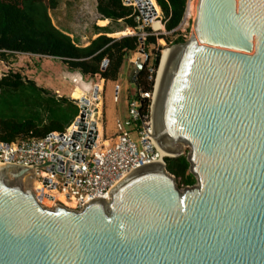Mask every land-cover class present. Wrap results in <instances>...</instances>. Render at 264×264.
Wrapping results in <instances>:
<instances>
[{
  "label": "water",
  "instance_id": "1",
  "mask_svg": "<svg viewBox=\"0 0 264 264\" xmlns=\"http://www.w3.org/2000/svg\"><path fill=\"white\" fill-rule=\"evenodd\" d=\"M197 7L152 108L155 140L168 157L190 150L197 183L181 191L150 163L74 210L38 201L36 167L0 164V264H264V0Z\"/></svg>",
  "mask_w": 264,
  "mask_h": 264
},
{
  "label": "trees",
  "instance_id": "2",
  "mask_svg": "<svg viewBox=\"0 0 264 264\" xmlns=\"http://www.w3.org/2000/svg\"><path fill=\"white\" fill-rule=\"evenodd\" d=\"M163 13L167 32L177 36L174 44L184 43L178 27L182 23L188 0H155ZM96 12L100 19L111 20L110 25L98 27L101 31L95 39L82 46L69 34L59 29L52 20L50 10L55 9L60 0H0V56L12 54H31L46 56L66 65L71 72L82 75H97L106 80H117L121 67L140 49L138 36L127 35L112 38L113 24H122L119 31L126 27L136 29L134 7L125 6L123 0H96ZM105 23L104 20L100 24ZM147 30H150L148 28ZM127 31L120 33L127 34ZM167 43L172 42L168 35H162ZM157 37L146 38V46L156 45ZM147 49V48H146ZM159 56L155 62L158 65ZM105 67V68H103ZM137 83L144 91L153 88L145 67L138 72ZM145 110V109H144ZM143 110V111H144ZM145 113V112H143ZM147 113V112H146ZM80 115L75 101L67 97H55L47 88L38 86L36 81L19 71L0 77V140L6 142L23 139L41 138L49 132H63ZM186 154L165 157L167 170L176 177L182 187L197 183L196 176L190 171ZM38 190L37 195H39ZM54 190L42 197L46 206L54 204ZM63 204L72 203L61 195L57 196Z\"/></svg>",
  "mask_w": 264,
  "mask_h": 264
},
{
  "label": "built area",
  "instance_id": "3",
  "mask_svg": "<svg viewBox=\"0 0 264 264\" xmlns=\"http://www.w3.org/2000/svg\"><path fill=\"white\" fill-rule=\"evenodd\" d=\"M123 4L134 7L139 26L133 30L140 32V48L145 47V40L150 35L156 36L159 41L163 39L160 36L171 33L166 31L161 14L151 0H123ZM81 7V14L85 17L89 12L88 1L84 0ZM94 16L99 18L98 13ZM155 22L158 23L156 27ZM129 60L135 62L132 58ZM149 80L153 81V88L144 91L136 87L137 95L129 101L130 115L124 121L118 120L115 135L103 130L99 132L96 122V138L91 148H87L91 123L88 122L89 117L82 122L79 115L63 132H49L41 138L12 142L0 140V164L36 167L34 186L40 188L39 195H36L43 206L46 205L42 197L52 190L72 203V207H66L74 210H82L85 202L94 198L109 200L110 190L129 173L157 160L163 163L167 157L159 149L153 133L152 108L157 75ZM146 108L147 113H143ZM95 110L94 117L95 114L100 115V111L97 108ZM57 196L53 198V205L65 206Z\"/></svg>",
  "mask_w": 264,
  "mask_h": 264
},
{
  "label": "rangeland",
  "instance_id": "4",
  "mask_svg": "<svg viewBox=\"0 0 264 264\" xmlns=\"http://www.w3.org/2000/svg\"><path fill=\"white\" fill-rule=\"evenodd\" d=\"M87 1L89 3V2L94 1V0H87ZM188 2H189V0H188ZM81 6L82 5H80V0H60V4L55 9L50 10V14H51L53 22L55 20V23L58 25L59 21H63L64 19H66L70 22H76L77 24H85V19H82L84 17L81 14L82 10H83ZM158 12L161 14V19L163 20V13H162L160 7L158 8ZM88 14H90V13L88 12ZM194 18H195V16L194 17L191 16L189 19H187V21L183 18L184 20H182V23L180 24L179 31L186 37V41L191 36ZM110 23H111V20H109V24H107V25H110ZM157 25H158V23L155 22L154 26L156 27ZM121 26H122V24H120V25L113 24L112 28L115 30V32L108 33V36L112 37V38H121V37L127 36V35H135V36H138V38L140 40L139 30H133V28L126 27L122 31H126L128 29H129V31H127V34H122V33H120L122 31H119ZM151 27H153V26L151 25ZM161 30H162V28H161ZM131 33H133V34H131ZM167 35L169 36V38L172 42L167 43L166 40L163 38V39H159V41L157 42L156 45H150L148 47L145 45L146 53H148L149 58H150L148 61V64L146 66H144L145 69H147V71H148V79H150V77L155 78V75H157V71L159 70L158 68H159L160 61H161V56L163 55V53L166 54L167 52H165V51H167L168 49H170L176 45H179V44L173 43L174 39L177 37L176 35L173 36V35H171V33L170 34L168 33ZM138 53H139V51L137 53L135 52V54L132 57H130L136 63L141 61L138 58ZM158 56H159V58H158L159 62H158V65L155 66V62H156ZM139 57L141 58L142 56H139ZM126 63L128 64V60H127V62L125 61V63L123 64V69H122L123 74L118 79V85L120 87V91H119V96H118L117 103H116V109H114V103L115 102H113V99H111L110 103L103 102V94L100 97V101L94 100L93 108L94 107L97 108L96 104H98L99 102L102 101V104H101L100 110H99L100 115L95 114V118L98 119V121L100 122V124L102 126V130L105 133H108L109 135H115L116 134L117 124L114 127L115 118L119 117V119H118L119 121H124L125 119L128 118V115H130L129 100H131L132 96L137 95L136 93L132 94L134 89L136 90L137 86H138V88H140L139 84L137 83L138 73L136 75L134 73L135 71L136 72L138 71L136 66L128 64V67L126 68V65H127ZM28 66L30 67L31 71L32 70H35V71H42L43 70L44 71V69H47L50 71L51 70L57 71L59 69V67L60 68L63 67V64L61 62L59 63L58 60H55L53 58L46 57V56L42 57L39 55L34 56V57L33 56L23 57L22 54H12V55H8L5 58L0 56V77L10 73L11 71H19L25 76L26 74H24V73H26V69H28ZM151 70H152V72H151ZM31 73L33 75V72H31ZM68 80H70V79H68ZM83 80L86 82V84L91 83L92 86H94V88H95V85H100L103 88V91L105 93V87H104L103 81L106 79L101 78V76L99 74L94 75V76L85 75L83 77ZM52 81H53V88L54 87L62 88L63 82L61 79H59L57 81H55L54 79H47V82H52ZM70 83L72 84L71 88H74V87H72V86H74V84L70 81L69 82L67 81V84H70ZM154 84H155V81H154ZM76 86L72 90V92H70V94H68L69 93L68 89H62V92L66 93V94H63L64 95L63 97H67L70 100H73L72 98L76 99L77 90H78ZM108 90H109V88H107L106 96H108ZM93 91L90 93L91 95L93 94ZM51 93L55 97L60 94V92H58V91L51 92ZM69 95L71 96V98H69ZM73 101H75V100H73ZM75 102L78 106H81L80 98L76 99ZM146 111H147V108L143 112H146ZM149 111H150V108H149ZM106 128H107V130H106ZM187 150H188V148H185L184 154H186ZM189 153H190V150H189ZM176 184L178 185V188L181 191H183L186 188V186L185 187L180 186L177 180H176Z\"/></svg>",
  "mask_w": 264,
  "mask_h": 264
},
{
  "label": "crops",
  "instance_id": "5",
  "mask_svg": "<svg viewBox=\"0 0 264 264\" xmlns=\"http://www.w3.org/2000/svg\"><path fill=\"white\" fill-rule=\"evenodd\" d=\"M84 3V0H80V5H82ZM96 6H97V2L96 0L89 2V13L87 14L83 19H85V24H77L76 22H70L66 19H64L63 21H59L58 25L54 23L55 25L61 29L62 31H64L65 33L69 34L71 37L75 38L78 43L82 46H86L90 43L91 40L95 39L99 34H101V30L98 27H104L107 26V24H109V20L108 19H100L99 18H95L94 14H96ZM105 23L100 24L101 21H103ZM108 35V33H107ZM23 57H28V56H33L31 54H22ZM127 62V61H126ZM60 63V62H59ZM127 64V63H126ZM128 64L132 65V63L129 61L128 59ZM128 64L126 65V68L128 67ZM42 65V64H41ZM123 66L121 68L119 77H121V75L123 74ZM33 72V75L32 73ZM26 76L30 79H33L36 81L38 86L44 87L49 89L51 92H55L58 91L60 92V96L57 95L56 97H63V93L62 89H68L69 93L72 92V90L75 88V86L77 87V96L76 99H79L81 96H89L92 100H97L100 101V97L103 94V102L105 103H110L111 99H113L114 103V109H116V103L119 96V91H120V87L118 85V79L117 80H104L103 84L105 87V93L103 91V88L100 85H95L92 86V84H86V82L83 80V77L85 75H82L78 72H71L68 70L66 65H63L62 68L59 67V69L57 71H50L47 69H44V71H35L30 69V67L28 66V69H26ZM72 75V76H71ZM47 79H54L55 81L61 79L63 84H62V88H58V87H54L53 88V81L52 82H47ZM70 79V80H68ZM67 81L72 82L74 84V88H71V83L67 84ZM112 83V84H111ZM107 88H109L108 90V96H106V91ZM94 90V91H93ZM93 91V94L91 95L90 93ZM97 92V96L94 97V93ZM136 91L134 89L133 93L134 94ZM62 94V95H61ZM115 97V98H114ZM134 96H132L131 98H133ZM69 98H71V96L69 95ZM73 100H75L74 98H72ZM76 101V100H75ZM130 101V100H129ZM76 103V102H75ZM102 104V101L99 102L98 104H96L97 109L100 110V106ZM119 117L115 118L114 121V127L117 124ZM107 130V128H106ZM102 131V126L100 124V132Z\"/></svg>",
  "mask_w": 264,
  "mask_h": 264
},
{
  "label": "bare ground",
  "instance_id": "6",
  "mask_svg": "<svg viewBox=\"0 0 264 264\" xmlns=\"http://www.w3.org/2000/svg\"><path fill=\"white\" fill-rule=\"evenodd\" d=\"M155 5H156V8L158 10V4L155 0H151ZM197 0H189L188 2V6H187V13H186V21L187 19H189L191 16H195L196 17V14H197ZM185 21V22H186ZM174 51V48H170L168 49L166 54L163 53L162 57H161V61H160V65H159V70L157 72V81H158V91L156 93V100H155V110H156V115H157V108H156V104L158 103V99H159V93H160V90L162 88V84H163V81H164V77H165V73H166V69H167V66H168V63L170 61V58L172 56V53ZM89 100V102L87 101H81V106L83 108L82 111H84V113L86 114V116L90 115V113L88 114V111L89 110H92V114L89 116V120L88 122L92 124V121H95V122H98V129H99V132H100V122L98 120H96V118L94 117V113L95 112V107L93 108V105H94V100H92L89 96H81L80 97V100ZM97 107V106H96ZM154 126H153V133H157V129H156V125H155V112H154ZM155 129V130H154ZM156 139V137H154ZM156 142H158L156 140ZM158 146H159V149L161 150V152L165 155L166 153L161 149L159 143H157ZM162 161L160 160H157V161H154L153 163H161ZM38 190H40V188H35V191L36 193L38 192Z\"/></svg>",
  "mask_w": 264,
  "mask_h": 264
},
{
  "label": "flooded vegetation",
  "instance_id": "7",
  "mask_svg": "<svg viewBox=\"0 0 264 264\" xmlns=\"http://www.w3.org/2000/svg\"><path fill=\"white\" fill-rule=\"evenodd\" d=\"M143 69V68H142ZM139 71H137V73H138Z\"/></svg>",
  "mask_w": 264,
  "mask_h": 264
}]
</instances>
